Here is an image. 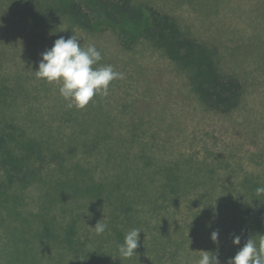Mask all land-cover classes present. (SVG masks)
Masks as SVG:
<instances>
[{"label":"rangeland","instance_id":"rangeland-1","mask_svg":"<svg viewBox=\"0 0 264 264\" xmlns=\"http://www.w3.org/2000/svg\"><path fill=\"white\" fill-rule=\"evenodd\" d=\"M78 2L95 16L97 0ZM132 2L169 15L211 52L217 72L241 84L238 106L228 113L208 109L192 71L145 37L126 50L113 31H100L106 26L87 31L61 15L50 37L31 7L0 0V160L5 149L25 155L24 140L40 148L29 162L38 178L10 188L0 209V264H42L28 254L43 224L76 223L94 240L108 241L101 260L86 264H133L120 256L116 232L134 228L139 243H164V264H198L202 251L218 252L226 264L259 237L258 227L264 231V195L254 196L264 185V0ZM71 35L82 47L95 44L99 64L123 74L107 97L96 95L82 109L68 108L59 84L34 72L41 53ZM9 174L0 161V183ZM97 222L107 224L104 233H96ZM235 235L240 245L232 243ZM65 257L62 264H71Z\"/></svg>","mask_w":264,"mask_h":264},{"label":"trees","instance_id":"trees-1","mask_svg":"<svg viewBox=\"0 0 264 264\" xmlns=\"http://www.w3.org/2000/svg\"><path fill=\"white\" fill-rule=\"evenodd\" d=\"M7 3L13 4L14 7H31L33 21L40 23L41 26H47L50 37L58 34L55 22L60 15L69 16L75 25L87 31H95L94 29L99 26H106L100 31H113L120 45L126 50L131 49L140 37H145L154 47L162 50L170 61L192 71L194 89L208 109L228 113L239 104L242 94L239 81L221 76L215 68L211 52L184 35L169 15L153 7H138L132 0H97L93 7L95 13L93 16L85 12L78 0H7ZM26 142L28 140L21 141V149L25 155L16 157L10 150L5 149V157L0 160L11 169L6 182L0 183V209L10 197L8 194L10 188L24 189L39 176L36 165L29 162L40 148L35 149L34 146L27 148ZM59 160L60 157L57 158V161ZM41 227V230L39 228L37 230L38 235H35L38 246L34 250L32 248V254H28L30 262L33 260L42 264L43 261L47 264H62L63 260L67 259L65 256H69L71 264H86L99 261L104 256L105 251L102 250L108 241L94 240L90 233L82 231V227H78L76 223L51 228L43 224ZM257 229L260 235H264L263 230L259 227ZM126 233L127 231H124L121 235L116 232L120 244L123 243ZM93 242L96 243L87 250V246ZM164 247V243L147 245L140 242L133 258H126V262L132 260L133 264H164L160 257ZM176 247L180 250L183 243L175 244ZM48 248L54 251L51 250V253L47 254ZM178 255L179 252L173 259L178 260Z\"/></svg>","mask_w":264,"mask_h":264},{"label":"clouds","instance_id":"clouds-1","mask_svg":"<svg viewBox=\"0 0 264 264\" xmlns=\"http://www.w3.org/2000/svg\"><path fill=\"white\" fill-rule=\"evenodd\" d=\"M2 26V25H0ZM101 52L95 44L81 46L80 40L71 35L67 38H57L51 48L41 53V59L35 75L46 82L59 84V95L67 101L68 108L82 109L100 95L107 97L109 85L113 80L122 79L123 74L114 71L111 65H100ZM256 195H264V186L257 187ZM97 234L104 233L107 224H95ZM140 229H131L126 233L123 243L118 247L120 256L130 258L139 246ZM219 232L213 231L210 239L218 243ZM234 245H240L241 236L235 235ZM198 264H220L218 252L202 251ZM226 264H264V235L249 238Z\"/></svg>","mask_w":264,"mask_h":264}]
</instances>
